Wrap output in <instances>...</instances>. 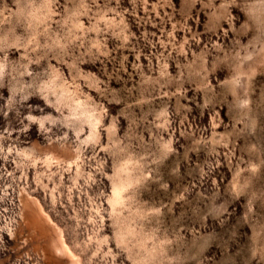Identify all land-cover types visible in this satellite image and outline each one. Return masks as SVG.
<instances>
[{"label": "rangeland", "instance_id": "1", "mask_svg": "<svg viewBox=\"0 0 264 264\" xmlns=\"http://www.w3.org/2000/svg\"><path fill=\"white\" fill-rule=\"evenodd\" d=\"M48 260L264 264V0H0V261Z\"/></svg>", "mask_w": 264, "mask_h": 264}, {"label": "bare ground", "instance_id": "2", "mask_svg": "<svg viewBox=\"0 0 264 264\" xmlns=\"http://www.w3.org/2000/svg\"><path fill=\"white\" fill-rule=\"evenodd\" d=\"M112 191H113V195H116L117 193H119L117 187H113ZM26 205H29V208L32 207V205L29 203H27ZM26 205L24 207H26ZM23 218L25 221L26 231L29 234V237H28L30 239L29 241L33 240V238L36 239L37 241L39 238H42V235H44L45 245L42 246V251H44L46 255L52 257L55 254L57 255V254H61L64 252L65 246L63 244L60 245L56 243L55 240H53L50 237V235H46V233L44 232L46 230L45 227H42V226L38 227V225L40 224L36 220H32V218L29 219L26 215ZM33 248L35 250H39L37 247H33ZM50 260L47 261V264H49ZM0 264H3V263L0 261Z\"/></svg>", "mask_w": 264, "mask_h": 264}]
</instances>
